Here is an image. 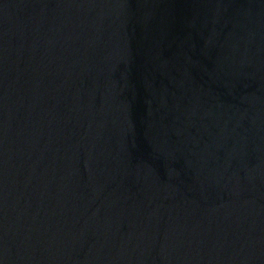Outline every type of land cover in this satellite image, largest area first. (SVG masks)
Returning a JSON list of instances; mask_svg holds the SVG:
<instances>
[{"label": "water", "instance_id": "95a60500", "mask_svg": "<svg viewBox=\"0 0 264 264\" xmlns=\"http://www.w3.org/2000/svg\"><path fill=\"white\" fill-rule=\"evenodd\" d=\"M0 264H264V0H0Z\"/></svg>", "mask_w": 264, "mask_h": 264}]
</instances>
